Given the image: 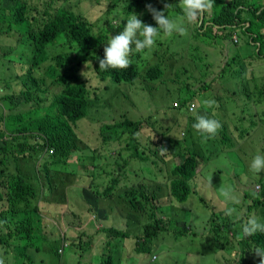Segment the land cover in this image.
Wrapping results in <instances>:
<instances>
[{
	"label": "rangeland",
	"instance_id": "374dc122",
	"mask_svg": "<svg viewBox=\"0 0 264 264\" xmlns=\"http://www.w3.org/2000/svg\"><path fill=\"white\" fill-rule=\"evenodd\" d=\"M131 1L118 0L117 8L112 14L107 13L112 8L111 0H70V4L66 3V6L69 8L76 5V9L82 12L84 18L94 25H98L101 19H109L110 21L105 20L102 23L110 25L112 22V25L119 30L113 32L118 35L126 26L128 18L126 3L130 5ZM172 1L151 0L149 4L156 9L161 6L160 11H164L165 3ZM218 1L220 0H213V7L206 12V15L204 13L194 23L185 25L187 28L185 35L174 34L168 37L161 34L164 42L162 46H156L150 51L133 52L136 56L131 61L138 66L139 71V78L133 83H116L110 77L101 78L96 73L92 60L79 47L76 54L78 58L75 59L77 68L74 72H69L93 88L88 86L91 91L92 106L87 116L75 124L77 136L81 140L84 138L87 146L75 151L69 162L63 166L62 171L71 175H61L67 177L69 181H74L73 184L79 185L82 189L85 181L86 188L95 191L103 190L115 177L116 191L119 194L136 189L143 182H151L152 179L159 182L156 174L162 181L167 178L168 172L160 169V164L156 166L161 155L160 150L159 154L153 152L155 158L150 154L152 149L157 150V141L165 140L166 129L168 134L174 137L170 146H176L173 147L176 157L172 160V166L175 163H182L180 156H177L178 152L188 154L185 151L195 149L198 143L202 151L206 152L207 159L199 160L198 175L191 182L193 193L183 203L166 205L167 199L157 202L172 211L159 209L164 214L162 215L164 218L183 221L186 226L185 235L176 238L173 232H164L158 240L151 243L150 253L137 254L136 241L133 238L125 239L122 243L113 233L108 235L103 231V228L112 227L139 234L136 229L139 223L128 217L121 206L117 203L114 206L108 205L110 213L114 214L103 217L100 210L92 209L93 206L85 203L83 193L76 196L74 190H66V199H61L66 200L64 204H47L42 209L45 220L52 219L54 212H59L61 215L56 217L58 222L55 221L54 226L49 225L48 230L35 236V240H29L31 246L25 251L26 255H30L29 258L17 261L12 258L15 253L13 249L6 254L0 246V260L5 254L3 264H102L101 251L107 250L108 243L110 246L107 254L113 257L117 264H218L217 254L220 257L231 258L233 261L238 259L241 250L236 249V244L241 240L243 220L249 214L255 213L264 222V206H258L255 211L254 208H250L259 196L262 186L264 187V172L254 174L249 171L251 159L257 153L264 155V99H261L258 105H250L245 96V92L252 93L251 98L255 100L258 93L264 94V59H253L259 50V43H253L240 32L233 36L236 45L221 44L219 40L206 37L202 39L195 37V30L211 18L215 9L214 4ZM39 3L41 1H37V4ZM134 9L136 12V6ZM177 12L172 8L169 10L170 16L174 19L179 17L180 13ZM146 17L143 15L142 21ZM208 25L209 23H206V27ZM101 28L99 26V32ZM0 29L5 30L6 25L0 24ZM16 30L21 34L0 36V115L8 114L3 102L4 96L20 94L23 87L16 77L26 72L27 66L22 62H26L27 56L34 50V39L25 31L29 30V26L26 25L24 30L21 28ZM102 34L108 38L114 36L109 35L106 29ZM102 49L104 50V46ZM156 51L158 57L153 56ZM48 53L57 55L60 49L52 45ZM237 54L239 57L232 68L245 72L242 76L244 83H246L245 79L252 78L251 62L256 67L255 75L263 76L242 86L237 74L233 75L230 72L224 74L222 69L226 61ZM156 64L162 65V75L155 80L142 82L148 69ZM247 68L249 69L246 71ZM45 69L44 65L36 72V77L43 76ZM206 84L209 85L208 89ZM237 84L242 86V89L238 90L237 96L230 97V91L235 90ZM256 87L259 88L255 89ZM61 89L59 86H50L46 95V104L52 103V99ZM220 93L222 108L214 105L209 107L203 103L207 99L215 101ZM177 99H189L179 111L176 110L180 106L177 104ZM233 99L238 107L232 105ZM32 104L18 105L19 107L15 109L12 103H7L6 107H10L9 113L14 115L24 113L32 107ZM38 112V109H34L32 115H21L27 121L28 117L36 119ZM196 115L216 119L220 124V120L224 119L226 126H229L228 136L220 145L213 139L209 142L203 141L205 137L195 132L192 124ZM122 116H126L131 121L142 119L136 140L130 138L129 131L126 137L113 139L115 142L107 145H102L101 138H94L100 132L101 126L121 120ZM222 130L221 125L217 132ZM127 144L130 150H127ZM137 149L146 153L147 159L143 160L137 155ZM119 151L122 153L119 154ZM154 160L155 165H153ZM221 188H231L238 202L225 201ZM112 198L116 200V196ZM231 207L237 209L239 220L235 216L226 215V210ZM212 213L216 215L214 221L211 220ZM227 217H230L234 223L231 225L233 230L241 233L238 237L240 240L234 239L229 233H222L221 238L214 241L216 235L211 233V229L218 226L225 227L226 225L220 224ZM78 233L80 239L86 240L89 246L86 244L82 247L71 246L70 237L76 238ZM84 233L86 236L83 235ZM65 238L70 246H67L63 254H59L58 249L67 243ZM225 243L229 245L225 247V251H222L221 248ZM218 248L219 253L215 254L214 258L213 252ZM221 263L237 264L222 261Z\"/></svg>",
	"mask_w": 264,
	"mask_h": 264
},
{
	"label": "trees",
	"instance_id": "16d2710c",
	"mask_svg": "<svg viewBox=\"0 0 264 264\" xmlns=\"http://www.w3.org/2000/svg\"><path fill=\"white\" fill-rule=\"evenodd\" d=\"M37 1H41V3L37 4ZM117 1L111 0L112 8L108 10V14H112L113 10L117 8ZM149 2L151 0H132L130 5L126 3L127 8L125 10L127 15L137 14L141 20L143 15H146L147 17L143 19V22L158 27L151 13L147 11ZM66 3L70 4V0H0V24L6 25L5 30L0 29V36L21 34L16 28L24 30L27 25L29 30H25L26 34L34 39V50L27 56L26 62H22V64H26L27 70L22 76L16 77L23 88L20 94L16 95L17 97L14 95L4 96L3 102L8 114L0 115V246L6 254L13 249L15 253L12 258L17 261L29 258L30 255L25 253L27 248L31 246L29 240H35V236L44 230H48L49 225L54 226L55 221L58 222L56 217L61 215L59 212H54L53 218L46 219V221L42 209L47 204H64L66 200L61 199H66V190H74L76 196L83 193L85 203L93 206L92 209L100 210L103 217H110L111 214H114L110 213L109 206H114L116 203L121 206L128 217L139 223L136 226L139 234H134L130 230L120 231L112 227L103 228V231L108 235L113 233L114 237L121 240L122 243L125 239L133 238L136 241L135 252L137 254L150 253L151 243L158 240L162 233L173 232L176 238L185 235L186 226L183 221H171L164 218L162 216L164 214L159 209L172 211H169L166 206L164 208L162 204H157V202L167 199L166 205H173L187 201L193 193L191 182L198 175L199 160H206L207 154L202 151L201 146L197 143L195 149L185 151L188 154L178 152L177 156H180L182 163H175L172 166V160L176 157L173 147L176 146H170L174 137L169 135L168 129H166L165 140L157 141V150L152 149L150 152L151 156L155 158V154H159L161 147L168 150L166 155H159L156 165L160 164V169L168 172L164 181L156 174L159 182L152 179L151 182H143L136 189L118 194L115 177L108 183L110 185L105 186L103 190L95 191L87 189L85 181H83L82 189L79 185L73 184L74 181H69L67 177L61 175H71L62 171L63 166L69 162L75 151L87 146L85 139L81 140L77 136L75 124L87 116V112L92 106L91 91H89V87H92L76 75L69 74L77 68L75 64V59L78 58L76 55L78 53L77 47L92 60L94 69L101 78L110 77L116 83H133L139 78L138 66L134 62H131L130 66L123 70L99 69V59L104 58L102 47H105L109 40L102 32L106 29L109 35L115 36L113 31L119 30L112 25V22L110 25L102 23L109 19H101L98 25H94L93 22L84 18L82 12L76 9V5L68 8ZM165 4H173L172 9L175 12L179 11L177 12L180 13L179 16L182 15L179 0ZM134 6H136V12ZM214 6L215 9L211 18L195 30V37L201 39L206 37L219 40L221 44L233 43L236 45L233 36L240 32L253 43H259V50L253 59H264V0H220ZM161 9V6L157 8V10ZM206 23H209L207 27ZM99 26L102 27L100 32ZM59 39L61 40L59 41ZM158 39L159 37L156 46H162L164 44L162 36L159 41ZM74 43L78 46H75ZM52 45H56L60 49L59 54L50 55L48 53ZM135 56L136 54L133 53L130 59H134ZM153 56L158 57L157 51L153 53ZM237 57H239L238 54L228 58L222 69L224 74L229 72L233 75L237 74L242 86L263 76L262 74L255 75L256 67L251 62V68L253 67L252 78L245 79L246 83H244L242 76L245 72L243 70L239 72L232 68L237 62ZM44 65L46 69L43 76L36 77V72L42 69ZM57 70L63 71V73L60 74ZM162 73V65L151 66L145 73L142 82L155 80ZM222 77L224 78V75ZM50 86H59L62 89L52 99V103L46 104V95ZM242 86L237 84L235 90L230 91L229 96H237L238 90L242 89ZM206 87L208 89L209 85L206 84ZM221 90L225 92L223 87ZM220 95L221 93L215 98L214 106L222 108ZM245 96L254 105H258L260 100L264 99L263 92L257 94L256 102L251 98L252 93L245 92ZM177 100V104L180 106L176 110L179 111L189 99ZM231 101L233 106L238 107L234 103V99ZM7 103H12L15 109L19 107L18 105L34 103L30 109L21 114L24 116L32 115L33 110L38 109V117L36 119L28 117L29 120L25 121L21 114L10 115L11 109L6 107ZM240 111L244 114L242 110ZM220 121L223 130L217 132L214 138H203V141L209 142L210 139H213L216 144L220 145L222 140L228 136L229 126H226L224 119ZM141 123L142 119L131 121L126 116H122L121 120L101 126L100 132L94 138H101L102 145H107L115 142L113 139L126 137L127 131H129L130 138L136 140ZM232 126L235 127V125ZM128 149L130 150L127 144ZM220 150L223 149L220 148ZM118 153L122 152L119 151ZM136 154L143 160L147 159L146 153L140 152L139 149H137ZM153 165H155V160ZM114 196H116V200L112 198ZM261 205L264 206L263 186L250 208H254L255 211ZM215 216V214H211L212 221H214ZM218 219L220 220L219 216ZM233 224L230 217H227L220 224L226 225L225 227H213L211 233L216 235L214 241H218L222 233H229L234 239L240 240L238 237L241 233L233 230L231 226ZM83 235L86 236L85 233ZM70 240L71 246L82 247L83 244H86V240L80 239L79 233L76 238L70 237ZM89 245L86 244V246ZM228 245L229 243H225L224 247L221 248L222 251H225V247ZM236 246V249L241 250V253L235 261L231 258L220 257L217 254L219 248L216 249L213 255L215 258V254H217L218 264H224L221 261L237 264H260V259L253 250L257 247H264V234L257 233L248 238L242 234L241 240ZM107 250L101 251L102 264H117L115 259L107 254Z\"/></svg>",
	"mask_w": 264,
	"mask_h": 264
},
{
	"label": "clouds",
	"instance_id": "9594fccd",
	"mask_svg": "<svg viewBox=\"0 0 264 264\" xmlns=\"http://www.w3.org/2000/svg\"><path fill=\"white\" fill-rule=\"evenodd\" d=\"M172 7L173 4H165L164 11H160L151 4L147 5V11L151 13L158 27L145 24L137 14H128L123 31L118 35H111L104 47V58L99 59V69H127L132 62L130 57L133 52L140 53L145 50H152L161 33L168 37L174 34L185 35L187 33L185 25L194 23L205 12L210 11L213 7V0H179L182 15L175 19L169 13ZM203 103L212 106L215 101L207 99ZM192 127L202 137L214 138L221 124L218 120L205 115H196ZM159 150L161 155L168 153L164 147ZM249 171L254 174L264 172V155L257 153L251 159ZM220 191L225 201L238 202L231 188H221ZM226 215L235 216L238 220L240 218L235 207L228 208ZM241 231L246 238L253 237L257 233L264 234V222L255 213L249 214L241 223ZM253 252L259 257L260 264H264V247H257ZM0 264H3L2 260H0Z\"/></svg>",
	"mask_w": 264,
	"mask_h": 264
},
{
	"label": "built area",
	"instance_id": "2783aa9c",
	"mask_svg": "<svg viewBox=\"0 0 264 264\" xmlns=\"http://www.w3.org/2000/svg\"><path fill=\"white\" fill-rule=\"evenodd\" d=\"M65 241H66L68 244H67V243H64V244L62 245V247L58 249V252H59L60 254H63V253H64V251H65V249L67 248L68 245L70 246L69 241H67L66 239H65Z\"/></svg>",
	"mask_w": 264,
	"mask_h": 264
},
{
	"label": "crops",
	"instance_id": "0c3cea01",
	"mask_svg": "<svg viewBox=\"0 0 264 264\" xmlns=\"http://www.w3.org/2000/svg\"><path fill=\"white\" fill-rule=\"evenodd\" d=\"M253 100H254V99H253ZM254 101L256 102V99H255ZM250 105H254V103L250 101Z\"/></svg>",
	"mask_w": 264,
	"mask_h": 264
}]
</instances>
